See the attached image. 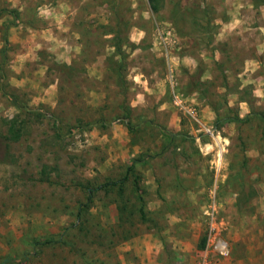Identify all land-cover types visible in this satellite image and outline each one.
Segmentation results:
<instances>
[{"label": "rangeland", "instance_id": "obj_1", "mask_svg": "<svg viewBox=\"0 0 264 264\" xmlns=\"http://www.w3.org/2000/svg\"><path fill=\"white\" fill-rule=\"evenodd\" d=\"M0 264H264V0H0Z\"/></svg>", "mask_w": 264, "mask_h": 264}, {"label": "built area", "instance_id": "obj_2", "mask_svg": "<svg viewBox=\"0 0 264 264\" xmlns=\"http://www.w3.org/2000/svg\"><path fill=\"white\" fill-rule=\"evenodd\" d=\"M159 37L161 38V42L162 44L167 45L169 43H172V40H173V33L170 31V30H167V31H163ZM175 40V39H174ZM176 43V41L174 42ZM214 248L215 250L221 254L222 256L224 255H227L228 253V248H227V244L221 240H217L214 244Z\"/></svg>", "mask_w": 264, "mask_h": 264}, {"label": "trees", "instance_id": "obj_3", "mask_svg": "<svg viewBox=\"0 0 264 264\" xmlns=\"http://www.w3.org/2000/svg\"><path fill=\"white\" fill-rule=\"evenodd\" d=\"M153 9H154V6H153ZM17 138H18V135L13 133V139H17ZM125 179H126V178H123V180H121V182H119V184L124 183ZM110 185H115V184H113V183L111 182ZM110 185L107 184L105 187H108V186H110ZM90 193H91V192H89V194H88V200L91 199L90 196H89ZM202 243H203V246H204V244H205V240H203Z\"/></svg>", "mask_w": 264, "mask_h": 264}, {"label": "crops", "instance_id": "obj_4", "mask_svg": "<svg viewBox=\"0 0 264 264\" xmlns=\"http://www.w3.org/2000/svg\"><path fill=\"white\" fill-rule=\"evenodd\" d=\"M107 36H111V34H108Z\"/></svg>", "mask_w": 264, "mask_h": 264}]
</instances>
